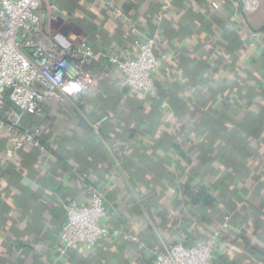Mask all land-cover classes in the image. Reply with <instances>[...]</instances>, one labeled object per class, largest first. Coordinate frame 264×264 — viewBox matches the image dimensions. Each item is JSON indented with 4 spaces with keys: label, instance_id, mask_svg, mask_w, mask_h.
<instances>
[{
    "label": "crops",
    "instance_id": "0c3cea01",
    "mask_svg": "<svg viewBox=\"0 0 264 264\" xmlns=\"http://www.w3.org/2000/svg\"><path fill=\"white\" fill-rule=\"evenodd\" d=\"M52 2L46 31L99 54L76 105L51 99L39 117L10 101L0 109L41 127L47 144L6 157L0 142V264H154L222 223L214 264H264V43L249 45L264 0L248 13L236 0H169L160 24L159 0ZM150 36L161 59L152 97L122 86L103 55L133 57ZM102 182L108 236L58 258L64 203Z\"/></svg>",
    "mask_w": 264,
    "mask_h": 264
},
{
    "label": "built area",
    "instance_id": "2783aa9c",
    "mask_svg": "<svg viewBox=\"0 0 264 264\" xmlns=\"http://www.w3.org/2000/svg\"><path fill=\"white\" fill-rule=\"evenodd\" d=\"M245 13L255 11L259 0H236ZM156 14L160 24L169 12V0H159ZM44 6L59 13L52 0H0V109L10 101L21 114L39 117L44 104L51 99L77 104L93 84V77L85 67L99 53L88 45L75 44L60 33L46 31ZM121 14V10L113 8ZM125 19H123L122 22ZM135 29L133 25L130 27ZM155 36L136 45L133 57H124L119 50L105 55L108 65L122 75V86L132 94H155L154 73L161 59L154 55ZM264 43V28L249 31V45ZM19 117L6 122L0 117V142L6 157L15 155L23 146L47 150L42 128H23ZM85 177V175H84ZM106 182L87 183L86 201L69 200L64 203L65 220L59 231L60 244L55 248L58 258L69 249H90L108 236L109 228L102 223L106 214L104 195ZM222 223L208 233L204 240L184 246L181 239L155 253L154 264H214ZM130 241L137 236L130 235Z\"/></svg>",
    "mask_w": 264,
    "mask_h": 264
},
{
    "label": "trees",
    "instance_id": "16d2710c",
    "mask_svg": "<svg viewBox=\"0 0 264 264\" xmlns=\"http://www.w3.org/2000/svg\"><path fill=\"white\" fill-rule=\"evenodd\" d=\"M1 144H3V142H1Z\"/></svg>",
    "mask_w": 264,
    "mask_h": 264
}]
</instances>
